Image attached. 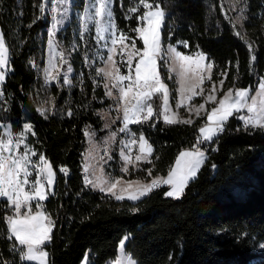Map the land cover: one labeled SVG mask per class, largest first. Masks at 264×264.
Returning a JSON list of instances; mask_svg holds the SVG:
<instances>
[{
    "label": "trees",
    "instance_id": "obj_1",
    "mask_svg": "<svg viewBox=\"0 0 264 264\" xmlns=\"http://www.w3.org/2000/svg\"><path fill=\"white\" fill-rule=\"evenodd\" d=\"M147 2L159 3L166 13L163 50L173 46L184 55L201 52L213 64L205 85L223 80L222 92L253 90L264 78V0L242 3L245 11L238 16L246 18L240 23H234L222 0ZM41 3L0 0V33L10 56L1 85L6 105H0V123L9 124L13 134L30 123L35 135H30L29 145L36 155L46 157L55 173L53 195L42 203L54 221L52 240L43 246L50 264H81L84 258L86 264H104L116 258L125 237V253L136 264H264V254L257 252L264 243V130L246 131L242 122L230 118L221 135L197 145L205 151V162L179 198L165 196L166 186L136 202L117 201L91 189L82 180L85 131L102 135L99 113L111 105L97 75L94 31H84L75 18L71 20L57 35L62 51L69 55L71 85L44 84L48 20L40 12ZM83 5L84 0H78L77 9ZM133 7L136 12L130 11ZM110 8L117 31L141 49L133 31L139 25L137 15L144 11L139 0H111ZM251 55L256 59L250 68ZM159 73L164 83H170L161 66ZM152 103L153 116L130 129L136 137L143 133L152 146L143 170L164 177L180 150L196 144L205 118L166 124L158 117V99ZM41 105L47 119L37 111ZM62 167L68 176L61 173ZM0 201V264H31L12 251L14 239L9 238L4 220L11 211L6 200Z\"/></svg>",
    "mask_w": 264,
    "mask_h": 264
},
{
    "label": "snow or ice",
    "instance_id": "obj_2",
    "mask_svg": "<svg viewBox=\"0 0 264 264\" xmlns=\"http://www.w3.org/2000/svg\"><path fill=\"white\" fill-rule=\"evenodd\" d=\"M61 3L66 0H60ZM97 3L99 6H97ZM111 0H95L91 2L89 0L85 5V16L83 19H94L95 17L106 16L107 23L101 27L100 20H96V38L97 39H109L103 35L105 32H110L111 44L116 45L119 39L123 45L125 39H129L126 33H121L119 37L115 35L117 27L112 20L113 12L109 7ZM237 4H247V0H236ZM139 4L142 5L144 11L141 15H137L136 19L139 21V25L133 29L138 35L139 39L143 42L142 54L141 50L136 48V42H132V49L134 51L128 52L127 65L129 68V75H120L119 69L116 68L115 62L113 61V53L115 48H109L108 57L106 64L108 65L105 69L97 70V75L101 72L104 77L111 79L112 88H117L119 91L118 109L120 104L123 105V127L119 129L120 132H126L128 125L132 123H141L148 121L154 114L153 104L150 102L153 98V94L157 92L163 93V112L164 121L166 124H190V119H178L175 115L171 118L167 115L168 112V89L164 83H162L160 75L157 73V59L162 54L161 49V29L166 20V13L159 3L153 4L147 2V0H139ZM40 12L43 15L46 11L45 5L41 3L39 5ZM90 8L95 9L94 16L91 15L88 10ZM241 13H244L245 8L241 7L238 9ZM56 11V8H53ZM67 8L64 9L62 15L67 16ZM130 11L136 12L135 7L131 8ZM246 17L244 15L237 16L235 23H240ZM62 21L57 20L53 23L52 28L49 30V44H53L52 37L56 34L57 24ZM84 31H88L87 23L81 26ZM239 35V33H236ZM83 38V32L81 33ZM185 47H188L187 42H182ZM128 45H123L120 51L124 52ZM250 54L252 53L251 44L248 45ZM54 52V50H53ZM168 52L171 54L173 61L178 66V82L180 83V93L182 100L184 99V93L186 91V80L188 73L191 72L193 77L196 78L197 82L189 84L187 92L190 93L187 99H191L192 95H199L194 91L195 88L199 87L204 82L203 72L211 73L213 68L212 63L205 65V55L201 52L195 53L193 56L183 55L177 51L175 47L169 46ZM55 53L54 55H58ZM139 55V59L135 62L134 72L135 77L133 78L131 73L133 71V60L132 57ZM256 57L251 55L250 68ZM10 56L9 49L6 46V40L2 33H0V69H5L9 66ZM175 69H170L173 71ZM71 71V68L68 69ZM47 80H55L58 76V69L54 59L49 60V69L47 70ZM7 72L0 71V85H2L6 79ZM210 78V77H209ZM128 81L127 86L121 82ZM63 83L65 85L71 84L67 74L64 75ZM224 81L221 80L220 84L223 85ZM105 88L109 89L107 83ZM248 89L243 88H229L228 91L219 99L217 106L213 107L210 112H207V124L199 129L200 136L197 137V142L192 146V150L180 151L179 155L175 159V165L170 168L166 178L157 177L151 181V183L138 185L130 194L127 195L129 200H139L141 197L146 196L152 192L153 189L160 187L161 185H169V191L164 193L167 197L179 198L187 186L188 182L195 178L201 165L204 164L206 156L205 151L201 150L197 145L207 141H213L214 137L218 136V133L225 131V126L229 121V117L234 114L241 113L242 109H247L248 115L237 116L243 122L244 129H260L264 130V78H261L259 82V91L257 96L250 97L251 103H248ZM203 92V89H201ZM211 95L207 97L209 101H215V86H213ZM108 96L112 95V91L109 89L105 93ZM0 95H3L0 92ZM259 98V105L257 100ZM181 105L177 103V108ZM205 105L200 104L197 109V115L199 110L204 109ZM37 111L41 116L47 119L45 110L43 108H37ZM142 113H146L141 116ZM71 114V113H69ZM33 126L30 123L23 124V130L19 133V139L13 140L12 134L9 131L5 137H0V198H6V209L11 211V215L4 217L7 224V232L9 238L14 237V243L12 251L19 253L20 261H37L38 264H48L47 257L48 252L42 250V246L46 245L47 242L52 240V230L54 227V221L46 214L45 211L40 210L42 208L41 201L47 198L45 191V185L42 183L45 176L47 179V191L51 192L52 185L54 182L55 173L52 171V166L43 154L39 155V164L31 160L32 156L36 153L33 152L26 144L24 145V151L22 154H17V149L24 142L23 138L25 133L32 132ZM91 136L92 133H85ZM115 136V133L112 134ZM130 143H136L135 139ZM140 152L142 155H137L136 160L147 159L148 155L152 152V146L148 144L143 133L139 136ZM212 151H216L215 148ZM31 153V155H29ZM122 159L125 160V167L121 171H127V164L132 163L129 158L121 152ZM35 169V180H30L29 177L32 175L29 172V165ZM40 164L43 166L41 167ZM89 170V165L86 163L84 167L85 173ZM62 173L67 174L66 168H60ZM151 174V170H149ZM85 185L91 184L96 189L99 188L101 192L111 193L116 200L125 199L123 193L127 192L128 189L132 188V184H128V189H121V194H116L114 189L117 187V183H112L108 187L103 185L106 183L101 177L97 176L96 180H90L87 175L84 177ZM25 186H29L26 188ZM35 201L36 210L33 211L31 202ZM2 203V201H0ZM131 211H138L137 208L131 209ZM127 237L120 241V252L123 253L125 250V243ZM264 247V246H262ZM11 264V262H8ZM115 264H136L130 257L117 259Z\"/></svg>",
    "mask_w": 264,
    "mask_h": 264
},
{
    "label": "rangeland",
    "instance_id": "obj_3",
    "mask_svg": "<svg viewBox=\"0 0 264 264\" xmlns=\"http://www.w3.org/2000/svg\"><path fill=\"white\" fill-rule=\"evenodd\" d=\"M88 2H89V0H84L83 8L81 10H78L77 9L78 0H66V2H64V3H61L60 0H43V4L45 5V8H46V11L43 15L48 20V26L46 29L47 41H46V45H45L44 68L41 71V77H42L44 84H46L48 86L49 85H59V86H65V87H69L71 85V84L65 85L63 83V79H64L65 74H67V77L70 80V77L72 75V69L70 72L68 71V69L71 68L69 55L65 54V52L62 51V49L60 47V43L57 40V35L62 30H64L68 24H70V22L73 18H75V20H76L75 24L77 26H79L82 30H83V28L81 27L82 24L87 23L88 29L91 28L94 31L95 41L97 44V52H98L96 54V56H97V60H99V62H100V66L97 70L105 69L108 67V65L106 64L107 57H108V50H109V48L114 47L115 52L113 53V61L115 62L116 68L119 69V74L120 75H129V68L127 65V61H128L127 53L134 51L131 47L132 43L128 42L127 39H125L123 42V45H128V47L125 48L123 53H121L120 49H121V47H123V45L120 43L119 39L117 40L116 45H112L111 44V38H110V36H111L110 32L103 33V35L106 37H109V39H97L96 38V20H100L101 27H103L107 23V17L106 16L95 17L94 19H88L87 21H85L83 19V17L85 16V5ZM91 2H95V0H91ZM222 2L224 4L226 12L228 13V15L231 14V16L233 17L234 23H235V18L239 15L238 9L241 8L242 3L237 4L236 0H222ZM97 6H99L98 3H97ZM54 7L56 8V11H53ZM109 7H111V3L109 4ZM65 8H67V10H68L66 17H64L62 15ZM88 12L94 16L95 9L90 8L88 10ZM234 13H236V15H234ZM57 20L62 21V23L57 24L56 34L54 37H52L53 44L50 46V44H49L50 38H49L48 33H49V30L52 28L53 23H55ZM120 34L121 33L118 31H116V33H115V35L117 37H119ZM136 37L139 39L137 34H136ZM141 43H142V48L140 50H141V54H142L143 42L141 41ZM168 48H169V46L166 47L165 50H163L161 47L162 54H161L160 58L157 59V68H156L157 73L160 75L159 66H161L162 69L164 70V72L167 74L168 80L170 82L168 84L164 83L162 81L161 76H160L162 83H164L168 89V112H167V115H169L170 118L173 115H175L180 120H183V119H190L191 120L192 118H194L192 120V122H194L196 119H198L200 117H204L205 121H206V115H207L206 113L211 111V109L216 106L215 105L216 100L219 97H221L224 92L228 91V89L222 92V85L220 84V81H218L216 83H211V84L205 85V83L209 81V79H206V78L209 77L211 73L203 72V73H201L204 76L203 84H201L199 87L194 89L195 92L200 93V94L199 95H192L191 99L189 100V99H187V96L190 93L187 92V87L189 84L197 82L196 78L193 77L191 72H189L188 78L186 80V91L184 93V99L182 100L181 93L179 91L180 83L178 82V77H177V72L179 69H178L177 64L173 61L171 54L168 52ZM53 50L55 53H59V54L54 55ZM188 56H193L195 58V54L194 55H188ZM50 59H54V62L56 64V69H58V73H59L57 76V79H55V80H47V74L46 73H47V70L49 69V60ZM138 59H139V55H135L132 57L133 71H132L131 75L133 78L135 77L134 65ZM203 63L205 65L208 64L206 58L203 61ZM170 69H175V70L170 71ZM0 71H6L8 73V66H6L5 69H0ZM100 76L103 79V85H104L105 93L109 89L112 91L111 96H108L105 94L106 97L110 100L111 105L107 109H104V110L100 111V113H99L101 120H102V127H101V130L103 132L102 135L98 136L97 131L92 130V129H87L85 131V133L86 132L92 133V135L88 136L85 134L86 148H85L83 156H82V167L84 170L85 164L87 163L89 165V170L87 172V174L89 175V179L90 180H96L97 176L101 177L106 182L103 185L104 187H108L112 183L119 182V183H117L116 189H114V192L118 195L121 194V189H128V184L131 183L132 188L128 189L127 192L123 193L125 196H127L138 186V184L143 185V182L135 181V180H131V181L130 180L126 181V180L131 179V177L137 178L138 175H142V174L145 175L146 172H149L150 169L144 171L143 166L149 162L151 154L148 155L146 160L145 159H142L140 161L136 160V156L142 155V153L140 152L139 137H136L131 133L130 127L132 125L137 124V123L129 124L128 130L126 132H120L119 131V129L124 126L123 125V105L120 104L119 109H118V101H119V95H120L119 91L117 88H112V83L114 82L113 80H111V79L106 80V78L104 77V74L102 72L100 73ZM260 80H259V82H260ZM259 82L257 85H255L253 90L248 89L249 90L248 91V97H249L248 103H251L250 97L257 96V93L259 91ZM105 83L108 84L109 89L105 88ZM121 83H123L126 87L128 84V81H124ZM213 86H215V93L214 94L216 96V100L215 101H209V100H207V97L209 95L213 94L212 93ZM0 87H1V85H0ZM201 89H203V92H201ZM250 91H252L253 94ZM155 97L159 101L158 117L160 118V120L165 122L164 116L161 114L163 112V107H162V105H163V100H162L163 93L162 92L154 93L153 98H155ZM150 102L152 103V100ZM177 103H180V105H181L179 108H177ZM199 103L205 105L203 115H201L200 117H199V115H197V108H199V106H198ZM257 104L259 105V98L257 100ZM39 108H43L45 110L44 105H41ZM242 110H241V113H239L237 115L234 114V116L235 115L239 116L241 114H243V115L248 114L247 112H242ZM144 114H146V113H142L141 116H143ZM199 114H200V112H199ZM234 116H232V117L234 118ZM232 117H230V118H232ZM237 120L239 122H242L240 119H237ZM241 124H243V122ZM9 131L11 132L12 138L14 141L19 139V134H13L11 129H10L9 124L7 125V124H1L0 123V137L6 138V135ZM32 131H33V129H32ZM113 133H115V136L112 135ZM31 134H32V132L25 133L24 138H23L24 142L20 145V151H19V153H17L18 155L23 153L25 144L30 148L29 137ZM129 135L134 137L133 139H135L136 143L133 144V143H130L128 141ZM183 150H192V148L191 149H182L180 151H183ZM122 151H123L124 155H126L129 158V160L132 162V163L127 164V171L126 172L121 171V169L125 167V160L122 159V157H121ZM179 153L176 155V157L179 155ZM29 155H31V154L29 153ZM176 157H175V159H176ZM175 159H174L172 165L170 166V168L175 165ZM31 160L35 161L39 164V156L38 155H35V157H32ZM40 166L42 167L43 165L40 164ZM170 168H169V170H170ZM29 171H31V173H32V175L29 177V179L34 181L36 173H35V169L31 165L29 167ZM150 175H151V177H154L152 179H155L157 177L162 178V176H158V175L153 176L152 174H150ZM193 179H191V180H193ZM89 186L92 187L91 184H89ZM165 186H166V191L171 190L169 185H165ZM25 187L29 188V186H25ZM161 187H162V185H161ZM46 188H47V179L45 176V189ZM95 191L101 192L99 190V188H96ZM102 193H108V192H102ZM108 194L112 195L111 193H108ZM52 195H53V193H52ZM0 199L6 200V198H0ZM32 209H33V211H35V204H32ZM11 214H12V212H11ZM262 246H264V243H260L258 245L257 252L264 254V247H262ZM117 252H118L117 259L119 258V259L123 260V258L126 257L125 250L123 253L120 252V245H119ZM86 263H87V259L84 258L81 264H86Z\"/></svg>",
    "mask_w": 264,
    "mask_h": 264
},
{
    "label": "crops",
    "instance_id": "obj_4",
    "mask_svg": "<svg viewBox=\"0 0 264 264\" xmlns=\"http://www.w3.org/2000/svg\"><path fill=\"white\" fill-rule=\"evenodd\" d=\"M210 77V76H209ZM209 77H207L206 79H209ZM227 92V91H226ZM226 92H224L223 94H222V96L221 97H219L217 100H216V106H217V104H218V101H219V99L220 98H222L223 97V95L226 93ZM251 93H252V91H250ZM253 94V93H252ZM201 103H199L198 104V106L200 105ZM197 109H199V108H197ZM199 112H200V114H199V117L201 116V115H203V112H204V109H202V110H199ZM210 112V111H209ZM242 112H247V109L245 108V109H243L242 110ZM194 118H192L191 120H193ZM229 119H230V117H229ZM207 115H206V121H205V123L201 126V127H204L206 124H207ZM191 124V123H190ZM8 125V124H7ZM200 127V128H201ZM199 128V129H200ZM198 133H199V136H200V132H199V130H198ZM19 134V133H18ZM128 137V136H127ZM129 139H128V141L130 142V141H132L133 140V136H131V135H129V137H128ZM215 138V137H214ZM213 138V139H214ZM137 140V139H136ZM208 142H210V141H207V142H204V143H208ZM30 149L33 151V148H32V146H30ZM17 151V153H19V151H20V148L19 149H17L16 150ZM34 152V151H33ZM152 153V152H151ZM31 154V153H30ZM32 157H35V156H32ZM31 157V158H32ZM31 165V164H30ZM30 165H29V167H30ZM32 166V165H31ZM201 168V167H200ZM199 171V170H198ZM29 172H31V171H29ZM167 174H168V172H167ZM165 178L167 177V175L166 176H164ZM164 177H162V178H164ZM152 178H154V177H151V175L149 174V172H146L145 173V178L144 179H138V178H131V179H128V180H126V181H131V180H135V181H141V182H143V184H147V183H151V181L153 180ZM124 180V179H123ZM138 185H140V184H138ZM89 186V185H88ZM162 186H165V185H162ZM54 187H55V177H54V182H53V185H52V190H51V192H48L47 191V188L45 189V191H46V194H47V198L49 197V196H51L52 195V193H53V191H54ZM90 187V186H89ZM91 189H93L92 187H90ZM93 190H95V189H93ZM102 193V192H101ZM103 194H105V195H108V196H110V197H112L114 200H116L115 199V197H113L112 195H110V194H108V193H103ZM147 196V195H146ZM143 197H145V196H143ZM46 198V199H47ZM142 198V197H141ZM140 198V199H141ZM45 199V200H46ZM44 200V201H45ZM124 201H128V202H136V201H138V200H129V199H127V196H125V199H123ZM44 201H41L40 203H41V205H42V203L44 202ZM117 201H122V200H117ZM32 204H35V201H33V202H31ZM35 210H36V208H35ZM40 210H42L43 211V209L41 208ZM13 239L15 240V238L13 237ZM48 243V242H47ZM46 243V244H47ZM120 245V244H119ZM118 248H119V246H118ZM42 250H44V251H46V252H48L46 249H44L43 248V246H42ZM49 254V253H48ZM117 256H118V252H117ZM117 256H116V258L114 259V260H111V261H107L105 264H115V262H116V260H117ZM126 257H129L127 254H126ZM23 262H25V263H31V264H38V262L37 261H23ZM47 262H48V264H50V257H49V255H48V257H47ZM82 263V262H81Z\"/></svg>",
    "mask_w": 264,
    "mask_h": 264
},
{
    "label": "built area",
    "instance_id": "obj_5",
    "mask_svg": "<svg viewBox=\"0 0 264 264\" xmlns=\"http://www.w3.org/2000/svg\"><path fill=\"white\" fill-rule=\"evenodd\" d=\"M0 92H2V91H1V87H0ZM0 105H2V106L6 105V101L4 100L3 95H0ZM236 115H237V114H236ZM236 115L234 116V118L237 120L238 118H237ZM245 115H248V114H245ZM222 133H223V132H222ZM222 133H218V135H221ZM214 148H215V147H214ZM61 173H62V172H61ZM62 174H64L65 176H68V172H67V174H65V173H62ZM85 175H87L88 178H89V175H88L87 173H85L84 170H82V180H83L84 184H85V180H84ZM42 183H44V185H45V178H44V180L42 181ZM159 188H161V186L158 187V188L153 189L152 191H156V190H158Z\"/></svg>",
    "mask_w": 264,
    "mask_h": 264
}]
</instances>
